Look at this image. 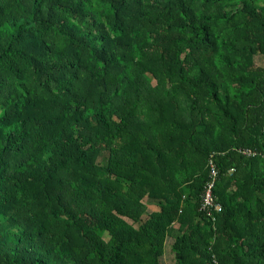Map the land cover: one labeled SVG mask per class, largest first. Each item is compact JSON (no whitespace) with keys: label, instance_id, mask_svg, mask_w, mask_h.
<instances>
[{"label":"trees","instance_id":"trees-1","mask_svg":"<svg viewBox=\"0 0 264 264\" xmlns=\"http://www.w3.org/2000/svg\"><path fill=\"white\" fill-rule=\"evenodd\" d=\"M168 240L264 264V0H0V264Z\"/></svg>","mask_w":264,"mask_h":264},{"label":"built area","instance_id":"built-area-1","mask_svg":"<svg viewBox=\"0 0 264 264\" xmlns=\"http://www.w3.org/2000/svg\"><path fill=\"white\" fill-rule=\"evenodd\" d=\"M210 176L214 179V177L217 175V171L215 169L214 164L210 161ZM214 184L212 182H207L205 186V192L201 196V204H202V209L214 206L216 210L220 209V207L214 204V199H213V194H212V189H213Z\"/></svg>","mask_w":264,"mask_h":264},{"label":"rangeland","instance_id":"rangeland-1","mask_svg":"<svg viewBox=\"0 0 264 264\" xmlns=\"http://www.w3.org/2000/svg\"><path fill=\"white\" fill-rule=\"evenodd\" d=\"M170 243V240L165 245V253L161 256V263L162 264H174L173 261V254L170 252V248L168 244Z\"/></svg>","mask_w":264,"mask_h":264}]
</instances>
